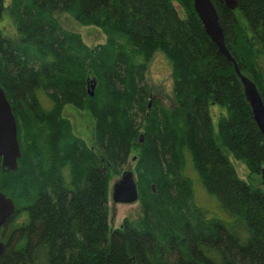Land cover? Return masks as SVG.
<instances>
[{
  "label": "trees",
  "instance_id": "trees-1",
  "mask_svg": "<svg viewBox=\"0 0 264 264\" xmlns=\"http://www.w3.org/2000/svg\"><path fill=\"white\" fill-rule=\"evenodd\" d=\"M212 1L226 48L264 104V0L233 10ZM60 12L97 26L105 42L87 46ZM4 16L14 31L0 28V86L20 157L16 170H0L15 205L0 227V264H264V182L240 179L229 158L259 176L263 138L192 0H0ZM158 51L170 107L146 81ZM67 104L89 110L96 150L62 117ZM135 146L141 215L113 228L109 173Z\"/></svg>",
  "mask_w": 264,
  "mask_h": 264
},
{
  "label": "rangeland",
  "instance_id": "rangeland-1",
  "mask_svg": "<svg viewBox=\"0 0 264 264\" xmlns=\"http://www.w3.org/2000/svg\"><path fill=\"white\" fill-rule=\"evenodd\" d=\"M57 19L64 26V28L78 33L82 41L89 47L102 44L106 40V37L100 28L95 25H83L78 23L68 13L60 12L57 15ZM0 28L7 34H13L14 27L7 16H4L3 19L0 20ZM146 81L151 88L153 97L159 98L163 105L170 107L173 102L170 68L164 59L162 52H156L148 65V69L146 71ZM62 117L69 122L72 132L76 136L81 138L86 145L96 150L93 134L94 119L88 109L78 108L67 104L62 108ZM141 137L142 136L138 139V143L142 142L140 140ZM139 152L140 148L138 146L132 148L124 165L120 168H116L114 172L109 173L107 206L108 224L110 227H120L126 219L132 222H137L140 218L141 208L138 200L133 203H114L111 198L112 185L120 178L123 171L130 170L133 172L134 177H136L135 167ZM229 158L237 176L240 179L244 181L253 179L264 182L262 172L259 176L252 175L243 162L234 159L231 155ZM105 169L106 167H104V170ZM17 219L20 220V218Z\"/></svg>",
  "mask_w": 264,
  "mask_h": 264
},
{
  "label": "water",
  "instance_id": "water-1",
  "mask_svg": "<svg viewBox=\"0 0 264 264\" xmlns=\"http://www.w3.org/2000/svg\"><path fill=\"white\" fill-rule=\"evenodd\" d=\"M228 9L237 7V0H217ZM193 8L201 21L205 33L210 41L215 44L217 51L230 60L235 73L241 81L245 100L251 108L253 120L259 129L264 145V104L255 86L246 76L242 75L233 61L231 54L225 45V35L219 23V17L212 0H192ZM95 83L89 82V95L92 96ZM150 103L148 104V107ZM142 141V137L140 139ZM20 157V148L17 140V125L11 105L0 86V170L3 172L17 169V160ZM264 178V168L262 169ZM111 198L114 203H133L138 200V188L134 174L130 170L122 172L120 178L113 183ZM15 205L11 198L0 191V227L13 214ZM4 249V243L0 240V254Z\"/></svg>",
  "mask_w": 264,
  "mask_h": 264
},
{
  "label": "flooded vegetation",
  "instance_id": "flooded-vegetation-1",
  "mask_svg": "<svg viewBox=\"0 0 264 264\" xmlns=\"http://www.w3.org/2000/svg\"><path fill=\"white\" fill-rule=\"evenodd\" d=\"M88 91H90V90L88 89Z\"/></svg>",
  "mask_w": 264,
  "mask_h": 264
}]
</instances>
